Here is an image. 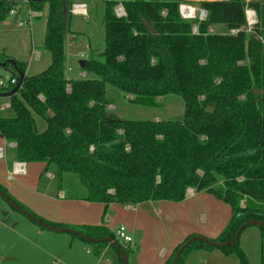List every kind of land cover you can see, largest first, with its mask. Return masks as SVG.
I'll use <instances>...</instances> for the list:
<instances>
[{
  "label": "trees",
  "instance_id": "trees-1",
  "mask_svg": "<svg viewBox=\"0 0 264 264\" xmlns=\"http://www.w3.org/2000/svg\"><path fill=\"white\" fill-rule=\"evenodd\" d=\"M103 2L104 50L81 63L88 77L68 79L66 39L72 31L65 27L64 0H0V22L24 4L38 14L48 6L44 49L51 64L45 71L27 76L26 63L0 52V66L16 79L15 85L0 89L13 113L0 111V135L15 145V161L44 164L43 174L52 173L59 188L66 175H76L87 193L83 200L106 208L181 203L190 190L210 194L231 210L227 226L211 241L230 244L215 247L195 240L178 264L194 250L216 249L248 264L239 239L252 226L262 231L264 264V0H201L204 21L180 15V5L194 0ZM118 6L125 16H117ZM246 9L258 18L250 33L245 30ZM108 86L144 108L178 96L185 103L184 116L176 121L113 118L107 109L112 105ZM37 118L45 124L41 131ZM0 190L45 225L114 248L118 264H123V252L129 256V248L106 225L52 223L4 186ZM191 238L166 264H174ZM107 239L118 246L97 242Z\"/></svg>",
  "mask_w": 264,
  "mask_h": 264
},
{
  "label": "rangeland",
  "instance_id": "rangeland-1",
  "mask_svg": "<svg viewBox=\"0 0 264 264\" xmlns=\"http://www.w3.org/2000/svg\"><path fill=\"white\" fill-rule=\"evenodd\" d=\"M199 1L201 0L187 3L188 6L196 10V19L198 20H200V11H202ZM70 2L85 3L88 11V16L85 13L81 14L80 17L68 18L69 15L67 16V19L71 20V25L77 27L76 44L73 47H66L72 54L70 57L71 66L76 73L77 70H80L79 61H84V59L78 58L79 54L86 52L85 60H87L92 55L94 57L100 56L104 50L105 26L103 17L105 6L103 0H64V4H70ZM21 8L22 10L16 15L8 16L6 24L0 22V52L6 54L7 51L3 50L6 49L14 54L19 61H24L27 65L30 63L26 75L35 76L45 71L51 64V56L44 49L48 6L40 13L42 17L34 22L32 33L30 32L31 26L27 22L29 6L24 4ZM119 8L121 6L116 8V14H119ZM4 28L8 30L5 32ZM213 30L214 32L217 31L218 27L213 28ZM245 30L250 33L251 27L246 25ZM33 46L36 47L35 53L39 56L38 60L33 55L34 53L32 54ZM3 74L10 76V69H7V72ZM107 89L108 99L111 100L112 104L108 105L107 109L113 118L137 121H158L157 119L176 121L181 120L184 116L185 103L178 96L171 95L159 99V106L156 108H144L132 104L130 97L119 90L110 86ZM4 104H9V99L1 97L0 106ZM2 114L9 116L13 113L6 110ZM37 122L39 130H43L45 128L44 122L39 118H37ZM1 140L3 139L0 135V144ZM3 145L5 144L2 143ZM4 170L3 168L1 171L3 179L0 181H2L3 186L8 187L10 183H5L7 179ZM46 175L42 172L38 175L24 176L23 174V176L13 177L17 181L33 186L36 190L59 189L58 180L53 177L48 178ZM65 177H67V183L64 186H66L68 194L85 195V189L81 186L76 175H66ZM192 192L194 191L191 190L188 193V199L181 203L161 202L142 206L136 235L137 241L139 239L142 242L139 245V255L141 254L145 260H158L163 253H166V250L170 252L171 257L178 247L191 237H202L210 241L217 239L227 226L231 218L229 206L205 192L199 193L195 198L189 197L193 194ZM21 198L26 199L27 197L22 196ZM157 210L161 211V216ZM33 225L35 226L30 218L15 210L0 195V264H65L63 259L60 258V262L57 260L59 256L52 258L48 255V251L61 249V253L64 248L67 253H64L63 257L67 264H107V261H112V258L118 264V255L115 249L110 246L89 244L68 233L53 234L56 235V240H53L52 235L49 236V234H46L47 238H45L44 234L39 235L36 230H33ZM111 225L114 229L124 227V224L117 219ZM216 229H219L220 232L211 235V232H216ZM115 231L112 232L115 234ZM74 239L75 241H73ZM72 241L75 243L74 247H71ZM120 243L122 244V242ZM176 243L179 245L172 250V245ZM134 246L136 245L133 244V248H129L130 253L133 252ZM239 246L245 254L248 264H261L262 231L259 227L252 226L246 229L240 236ZM104 249H107L108 254L102 257L100 263L98 262V255ZM205 251L194 250L186 256L184 264H240L237 256L225 255L220 249L214 250V258L208 257L209 254L204 255Z\"/></svg>",
  "mask_w": 264,
  "mask_h": 264
},
{
  "label": "crops",
  "instance_id": "crops-1",
  "mask_svg": "<svg viewBox=\"0 0 264 264\" xmlns=\"http://www.w3.org/2000/svg\"><path fill=\"white\" fill-rule=\"evenodd\" d=\"M68 15L70 13V17H80L82 16V12L85 13V15L88 16V11H87V4L85 3H72L70 4H65ZM69 5L71 6V11L68 10ZM74 6V8H73ZM78 6H84V11H81V8ZM22 7V6H21ZM19 7L17 12L21 11L22 8ZM29 9V8H28ZM29 16H28V25H30V32L32 33L33 31V24L36 21V18L42 17L41 14L33 13L29 10ZM68 21V19H67ZM7 19L4 22H1L2 24H6ZM47 25V20L45 21ZM70 26V30L72 31L71 34L67 36L66 39V47H73L76 43V39L78 37L77 35V27L71 25V20H69V23L67 22L66 26ZM19 26H21L19 24ZM9 28V27H8ZM5 32L8 30L7 28L3 29ZM46 34V32H45ZM79 34V32H78ZM44 43H45V37H44ZM35 46H33L32 49V54L36 56V59H39V56L37 53H35ZM6 52L7 55L15 58L17 61L16 56L14 54L8 52V50L3 49ZM2 52V51H1ZM67 77L68 79H79V78H86L88 77L86 72H83L82 70H77V72H74V68L71 66V59L70 57L72 54L67 50ZM86 52H82L79 54L78 58L86 59L85 58ZM89 59V58H88ZM87 59V60H88ZM21 62V61H19ZM23 63H26L22 61ZM81 61H79V67L81 66ZM30 64V63H29ZM28 64V65H29ZM81 68V67H80ZM159 121V119H157ZM2 138V137H1ZM3 139V138H2ZM2 143L5 144L2 146ZM0 148L3 149V158L0 159V180L3 179L1 171L3 168L5 169L4 172L6 173V179L7 181L5 183H10L8 187H5L8 192L20 203L25 205L27 208H29L31 211H33L35 214L38 216L42 217L43 219L52 222V223H57V224H64V225H69V226H74V227H81V226H101V225H106L111 231H115L112 227V222L115 221L116 219L121 221L124 224V227L126 226L128 230V235L132 237L133 242L128 245L127 248H133V252L129 254L128 256V264H166L169 257H170V252L166 250V253H163L161 257L157 260H145L142 255H139V245L142 243L141 240L138 239L137 241V228H138V220L139 216L142 213L141 208L143 205H138V206H128L124 207L118 204H111L108 208H106V205L104 204H98V203H89L84 201L83 199L86 197V190H85V195H73L72 193H69L66 191V183H67V177H64V182L59 189H48V190H36L33 186L27 185L25 183H22L20 181H17L13 176H23V175H18L13 173V167L17 164L14 158V153L13 149L15 148L14 144H8L4 139L1 140ZM25 173L24 176H28L29 174L31 175H38L39 173H42L45 169L44 164H25ZM48 178H55V176L52 173H47L46 175ZM0 185L3 186L2 181H0ZM191 196L189 197H194L198 195L197 193L192 192ZM27 197L26 199H22L21 197ZM188 199V198H187ZM149 205H154V203H146ZM17 210V209H15ZM18 211V210H17ZM106 211V214L104 216V213ZM159 212V215L161 216L162 213L160 210H157ZM27 217V216H26ZM206 219V218H205ZM31 220V219H30ZM33 224V230H36L39 235L44 234L45 238H47L46 234H49V236L52 237L53 240H56L57 237L56 235L53 234H63V233H68V232H55L49 229H46L42 226H40L38 223H35L33 220H31ZM206 221V220H205ZM32 226V225H31ZM37 226V227H36ZM122 227V226H121ZM40 228V229H39ZM114 229V230H113ZM223 231V230H222ZM220 230L216 229L215 231H212L211 235H214L215 233H219ZM205 233V232H204ZM70 234V233H68ZM209 237V236H208ZM211 238V237H209ZM81 240V239H80ZM63 242V240L61 239ZM75 241V239L73 240ZM72 241V242H73ZM65 242V241H64ZM75 243H72L71 247H74ZM179 243H176L172 245V250L177 247ZM81 246V245H78ZM61 249H56L55 251H48V255L52 258H56L59 256L57 259L59 262L61 259H63V263L67 264L64 256V253H67L65 248L62 249V252L60 253ZM130 250V249H129ZM171 250V251H172ZM70 252V250H68ZM108 251L107 249H104L98 255V262L101 263V259L103 256L107 255ZM209 254L208 257L214 258L215 257V252L214 251H205L204 255ZM199 258V257H198ZM201 258V257H200ZM145 260V261H144ZM131 262V263H130ZM112 258V261H107V264H116Z\"/></svg>",
  "mask_w": 264,
  "mask_h": 264
},
{
  "label": "built area",
  "instance_id": "built-area-1",
  "mask_svg": "<svg viewBox=\"0 0 264 264\" xmlns=\"http://www.w3.org/2000/svg\"><path fill=\"white\" fill-rule=\"evenodd\" d=\"M79 8H81V11H84V6H78ZM18 8H15L11 11L10 15H16L18 12L17 10ZM122 9V8H121ZM190 11H193V14L190 15ZM123 12V11H122ZM82 14H84L82 12ZM124 14L120 13L118 15ZM246 21H247V26L251 27V31L254 28V26L258 23V18H257V14L254 10L252 9H246ZM180 15L184 20H194L196 19V10L190 6H188L187 4H182L180 5ZM206 19V14L205 12L202 10L200 11V21H204ZM22 26V24H20ZM197 31V28L194 29V32ZM233 34L237 33V31H232ZM7 72V69L5 67L0 66V89H4V88H8L11 85H15L16 83V79L12 78V73L10 76L4 75L3 73ZM10 108V104H4L2 106H0V111L5 112L6 110H8ZM3 158V149L0 148V159ZM25 164L24 163H17L14 167H13V173L14 174H18V175H23L25 173ZM191 190L188 192L190 193ZM115 236H116V240L120 243L122 242V245L127 246L128 244H131L133 242V239L131 236L128 235V231L126 229V227H120L118 229H116L115 231ZM121 244V243H120Z\"/></svg>",
  "mask_w": 264,
  "mask_h": 264
},
{
  "label": "water",
  "instance_id": "water-1",
  "mask_svg": "<svg viewBox=\"0 0 264 264\" xmlns=\"http://www.w3.org/2000/svg\"><path fill=\"white\" fill-rule=\"evenodd\" d=\"M121 8H122V11L124 12V14H121V15H118V14H117L118 17H123V16L126 15V14H125V11H124V9H123V7H121ZM204 12H205V11H204ZM205 14L207 15L206 12H205ZM67 16H68V11H67L66 5L64 4V21H65V27H66V24H67ZM0 195H1V197H2L5 201H7L12 207H14V208L17 209L18 211L22 212L25 216H27V217L30 218L31 220L35 221L36 223H38L40 226H42V227H44V228H46V229H49V230L55 231V232H65V231H66V230H57V229H54V228L49 227V226L45 225L44 223L38 221L36 218H34V217H33L32 215H30L28 212L22 210L20 207H18L16 204H14V203H13V202H12L7 196H5V195L1 192V190H0ZM249 224H250V225H254V224H257V223H256V222H251V223H249ZM246 226H247V225H246ZM244 228H245V227H243L242 229H240V230L238 231V233H237V237L241 234V232L243 231ZM87 239L90 240V241H93L92 239H89V238H87ZM195 240L203 241V242H205V243H207V244H209V245L215 246V247H224V246H228V245L230 244V243H226V244H218V243H214V242H212V241H210V240H208V239H206V238H202V237L193 238V239H191L190 241H188V242L184 245V247H182V248L177 252L176 257H175V260H174V264H178L179 258H180V256H181L183 250H184L188 245H190L193 241H195ZM106 241H107L108 243L114 245V246H118L117 242H116L115 240H113V239H107V240H102V241H97V242H106ZM233 242H234V241H232V243H233ZM128 263H129V261H128V256L123 252V264H128Z\"/></svg>",
  "mask_w": 264,
  "mask_h": 264
},
{
  "label": "bare ground",
  "instance_id": "bare-ground-1",
  "mask_svg": "<svg viewBox=\"0 0 264 264\" xmlns=\"http://www.w3.org/2000/svg\"><path fill=\"white\" fill-rule=\"evenodd\" d=\"M118 12L123 13L121 8L118 9ZM189 14L192 15L193 14V11H190Z\"/></svg>",
  "mask_w": 264,
  "mask_h": 264
}]
</instances>
